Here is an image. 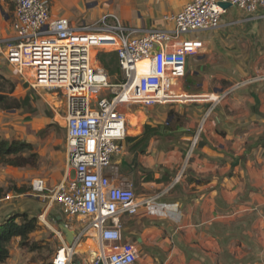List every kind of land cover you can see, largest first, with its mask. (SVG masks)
Segmentation results:
<instances>
[{"label":"crops","instance_id":"1","mask_svg":"<svg viewBox=\"0 0 264 264\" xmlns=\"http://www.w3.org/2000/svg\"><path fill=\"white\" fill-rule=\"evenodd\" d=\"M71 1L92 20L112 12L130 26L165 30L173 27L165 15L189 2L57 0L53 16L80 20ZM9 6L0 0L2 38L12 35ZM261 15L264 10L248 14L232 6L220 28L184 36L203 42L173 86L186 98L121 106L127 137L114 158L118 172L107 171L114 184L129 180L144 190L138 196L155 198L137 214L121 217L122 238L140 247L138 264H264V80H250L264 76ZM145 124L158 133L142 152L136 144ZM11 201L0 205V222L14 213ZM72 224L67 226L78 231L80 222ZM25 247L15 238L1 264H27Z\"/></svg>","mask_w":264,"mask_h":264},{"label":"built area","instance_id":"2","mask_svg":"<svg viewBox=\"0 0 264 264\" xmlns=\"http://www.w3.org/2000/svg\"><path fill=\"white\" fill-rule=\"evenodd\" d=\"M221 2L248 14L264 10V0H189L180 11L165 15L173 25L165 30L130 26L112 12L96 20L72 22L53 16L48 0H16L12 35L0 37V44L6 45L7 62L29 87L54 94L59 101L50 106L58 115L62 112L68 167L74 172L53 189L43 178L31 182L39 197L49 199L46 210L56 203L66 216L80 222L74 244L64 240L53 264L139 263L140 247L122 238L121 217L137 214L155 198L138 196L129 180L114 184L107 171L118 172L114 158L127 137V117L121 106L186 98L175 93L173 86L185 76L188 56L198 53L203 42L184 36L220 28L226 12ZM98 48L117 53L122 82L112 84L109 74L96 64ZM144 61L148 71L134 85ZM250 80L262 81L264 76ZM111 87L119 90L98 97ZM88 236L95 240L97 251L86 258L77 246Z\"/></svg>","mask_w":264,"mask_h":264},{"label":"rangeland","instance_id":"3","mask_svg":"<svg viewBox=\"0 0 264 264\" xmlns=\"http://www.w3.org/2000/svg\"><path fill=\"white\" fill-rule=\"evenodd\" d=\"M7 1H9L10 5L7 17L11 22L13 17L12 8H15L16 0ZM48 1L51 8L57 6V0ZM71 2L76 13L80 14V20H92L77 7L76 2ZM88 6L86 3V7ZM94 6L90 4V7ZM82 7L86 8L85 5ZM5 49L6 45L0 44V74L9 80L11 84H14L15 88L11 92V84L5 83L3 80L0 81V92L3 91L2 93L10 98L9 102L13 105L11 108H3L2 103L0 104V137L32 142L34 151L37 153V163L35 166L14 168L6 165L0 166V187L6 190L3 196L0 197L3 199L0 205L4 204V201L12 200L9 203L11 204L10 209L13 212H18L20 208H24L25 212L37 217L39 227L30 235L31 243L37 244V248L31 251L29 247H25V262L27 264H53L52 257L58 248L63 245L62 240L64 238V233L61 231L58 219L61 218L68 225L75 223L79 226V222L66 216L56 203L46 210L49 199L39 197L33 191L31 182L34 178H43L49 188L53 189L70 172L72 175L74 174L68 167L65 123L61 116L62 112H59L60 114L58 115L50 106V103L60 104L55 95L52 94L51 96L49 92L44 90H40V93L29 87L7 62ZM102 52V49H96V64L108 73V70L104 68V62L97 59V56ZM104 60L110 62L111 58L107 56ZM111 64L114 67L117 65ZM109 76L112 84H118V82H122L123 80L122 71L120 72V76L116 73ZM118 90L119 87H111L108 90L101 91L98 97L112 96ZM128 117L132 118L131 115H128ZM14 186L24 188L25 192H16L13 189ZM136 193L141 195L144 193V190L139 188L136 190ZM7 197L9 199L6 200ZM33 205L34 208L31 210ZM16 207L18 209H14ZM43 214L44 219L40 218ZM126 220L128 223L130 222L129 218ZM15 243L17 242L15 241ZM94 246H96L95 241L88 240L85 237L78 244L77 248L80 252H84L86 258H89L93 256L89 247L94 248Z\"/></svg>","mask_w":264,"mask_h":264},{"label":"trees","instance_id":"4","mask_svg":"<svg viewBox=\"0 0 264 264\" xmlns=\"http://www.w3.org/2000/svg\"><path fill=\"white\" fill-rule=\"evenodd\" d=\"M12 9L13 11L15 10L14 7ZM107 56L111 58L110 62L104 60V58ZM97 59L104 62V68L108 70L109 75L116 73L120 76L121 69L118 64L117 53L115 51H103L97 56ZM111 63H114V65L117 64L116 67L112 66ZM1 80H3L5 83L11 84L10 81L7 80L2 74H0V81ZM11 87L12 92L15 88L14 84H11ZM2 92H0V104L2 103V107H13V105L9 102L10 98ZM157 133V127H153L150 124H145L144 131L138 138V143L136 144L137 148L142 152H145L150 138ZM36 163L37 153L34 151V146L31 142L20 139H7L0 137V166L6 165L11 167H25L35 166ZM13 189L18 193L25 192L24 188L22 187L14 186ZM5 191V188L0 187V197L3 196ZM38 227L39 224L37 217L31 216L27 212H14L3 219L0 222V264L5 262L10 257L11 243L17 237L20 238L21 245L27 246L31 251H34L37 248V244L31 243L30 235L36 231Z\"/></svg>","mask_w":264,"mask_h":264},{"label":"water","instance_id":"5","mask_svg":"<svg viewBox=\"0 0 264 264\" xmlns=\"http://www.w3.org/2000/svg\"><path fill=\"white\" fill-rule=\"evenodd\" d=\"M220 4H221V6H223L226 9L232 7V4L230 2H221ZM58 222H59V226L61 228V231L65 234L66 242L69 245H73L75 242V232L72 229H70L67 226V224L61 218L58 219Z\"/></svg>","mask_w":264,"mask_h":264},{"label":"bare ground","instance_id":"6","mask_svg":"<svg viewBox=\"0 0 264 264\" xmlns=\"http://www.w3.org/2000/svg\"><path fill=\"white\" fill-rule=\"evenodd\" d=\"M148 67H149V64H148L147 61H144V62H142V64H140L139 71H138V75H137V77H136V78L134 79V81H133V84H134V85L137 84L138 78H139V76H140L141 74H145V73H147V71H148ZM95 247H96V246H95ZM96 251H97V248H96ZM96 251H95V252H96Z\"/></svg>","mask_w":264,"mask_h":264}]
</instances>
